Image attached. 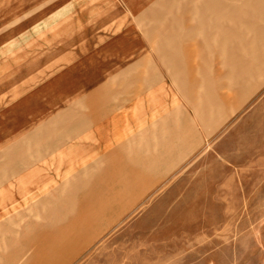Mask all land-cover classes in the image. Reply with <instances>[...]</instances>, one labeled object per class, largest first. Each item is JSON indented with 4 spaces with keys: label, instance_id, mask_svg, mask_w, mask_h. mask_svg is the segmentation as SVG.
<instances>
[{
    "label": "rangeland",
    "instance_id": "374dc122",
    "mask_svg": "<svg viewBox=\"0 0 264 264\" xmlns=\"http://www.w3.org/2000/svg\"><path fill=\"white\" fill-rule=\"evenodd\" d=\"M165 3L0 0V160L135 63L159 79L98 153L21 161L0 264H264V0H192L152 31Z\"/></svg>",
    "mask_w": 264,
    "mask_h": 264
},
{
    "label": "crops",
    "instance_id": "0c3cea01",
    "mask_svg": "<svg viewBox=\"0 0 264 264\" xmlns=\"http://www.w3.org/2000/svg\"><path fill=\"white\" fill-rule=\"evenodd\" d=\"M190 1L192 0H161V2H167L165 4L169 6L168 9L162 5V7H159L161 12L156 14L153 12L157 6L153 5L154 9L150 8L149 11L145 12L153 13L150 18H146V14L143 13L141 19H149L148 22L152 31H156L159 28L168 29L173 23L166 21L163 16L169 15V13L174 11L175 15L180 18L184 15ZM162 43H164L163 40L159 41L158 45ZM151 67L152 64L150 62L145 63V60L135 63L131 69L121 72V77L118 74L115 75V78L113 77L114 79L110 83L111 86L103 93L104 96H101V94L100 96H95L90 103L84 100L83 106L85 108L81 107L79 113L74 114L75 108H73V112L68 111L63 115L53 117L47 122L48 126L37 128L36 131L22 137L11 145L8 148L9 152L5 151L0 160V194L4 193V187L9 183L11 185L20 184V171H24L22 167L27 166L29 162L79 160L81 158L78 155H82L85 151L98 153V146L101 143V132L129 128L133 119H141L139 116L142 115L143 117L147 112L144 110L148 104L147 90L151 88L150 82L159 81L158 78V80H154L156 78L154 74H150ZM122 76L124 78L120 80ZM166 89L164 88V90ZM104 110H107L108 114H110L108 119H105L106 122L104 119L100 121L99 118L100 115H105L106 112ZM111 114H114V117ZM75 115L79 119H75ZM90 120H92V123L94 122V125L91 126L92 132L85 137H81L83 134L81 131ZM147 132L148 130L146 129ZM90 136L91 139H88ZM75 138L79 140L76 142L77 146L75 143L70 144L73 147L69 146L68 141L72 139L74 141ZM85 140H90L91 144L85 143L83 146ZM145 149L147 151V148ZM23 160H27L28 163L21 162ZM14 255L17 254L14 253ZM0 256H4V253L0 254Z\"/></svg>",
    "mask_w": 264,
    "mask_h": 264
}]
</instances>
